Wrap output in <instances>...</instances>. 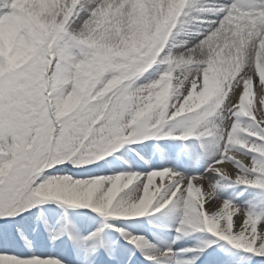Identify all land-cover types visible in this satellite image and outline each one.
I'll return each mask as SVG.
<instances>
[{
    "label": "snow or ice",
    "instance_id": "obj_1",
    "mask_svg": "<svg viewBox=\"0 0 264 264\" xmlns=\"http://www.w3.org/2000/svg\"><path fill=\"white\" fill-rule=\"evenodd\" d=\"M0 264H264V0H0Z\"/></svg>",
    "mask_w": 264,
    "mask_h": 264
}]
</instances>
